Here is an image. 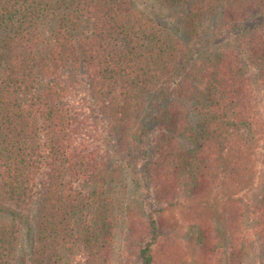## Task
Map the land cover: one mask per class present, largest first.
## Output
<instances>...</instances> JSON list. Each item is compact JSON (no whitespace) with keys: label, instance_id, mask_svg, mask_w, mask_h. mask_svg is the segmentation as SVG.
I'll return each mask as SVG.
<instances>
[{"label":"trees","instance_id":"obj_1","mask_svg":"<svg viewBox=\"0 0 264 264\" xmlns=\"http://www.w3.org/2000/svg\"><path fill=\"white\" fill-rule=\"evenodd\" d=\"M154 1L183 7L181 35L156 26L128 0H0V200L13 209L11 218L0 215V264H19L17 211L38 196V231L26 252L28 264H71L79 254L81 264H114L117 227L126 210L115 192L125 166H109L104 151L73 147L72 138L82 130L65 104L62 75L68 71L83 72L102 104L105 147L118 154L140 148L145 187L161 205L147 219L126 210L131 259L187 264L172 233L188 224L197 235V264H219L225 237L209 217L193 209L179 223L166 212L185 188L194 199L209 196L222 169L230 188L238 190L251 172L264 114L238 53H207L202 59L193 53L216 7L225 6L223 21L230 25L263 15L264 0ZM249 48L264 82V32L252 34ZM149 105L144 124L140 119ZM257 212L264 244V200ZM245 217V208L229 206L230 264L247 260Z\"/></svg>","mask_w":264,"mask_h":264},{"label":"rangeland","instance_id":"obj_2","mask_svg":"<svg viewBox=\"0 0 264 264\" xmlns=\"http://www.w3.org/2000/svg\"><path fill=\"white\" fill-rule=\"evenodd\" d=\"M140 12L146 15L156 26L165 29L174 36L181 35L183 27L184 11L183 7L171 8L164 6L154 0H128ZM225 6H218L214 14L205 24L200 37V42L195 48L193 57L202 59L207 53L216 52H236L242 60L246 75L255 83L256 95L258 97L257 107L261 114H264V82L261 78V65L253 58L249 48V39L254 32H264V14L254 16L245 22H238L227 25L223 21ZM183 30V29H182ZM189 44V43H188ZM191 45V44H190ZM194 45H191L193 48ZM4 63V57L0 55V66ZM62 81L67 89L66 106L71 110L72 117L78 120L81 125V135L72 138L73 147L90 151L106 152V160L109 166H125L122 169V177L116 185L118 201L123 209H133L139 217L147 219L160 210L161 205L155 202L153 192L145 187L146 174L143 166V155L139 147L132 145L128 147L126 153L118 154L112 152V147H105V134L107 131V120L102 116V104L95 99L89 90L87 76L81 71H68L62 75ZM158 96L151 97L149 102L156 101ZM154 102L151 103L153 108ZM151 105L142 114L144 124L151 115ZM118 137L116 138V140ZM138 140V138H137ZM115 142V139H114ZM104 147V148H103ZM254 152L252 155V168L246 182L238 190H232L228 184V172L226 169L220 170L216 181V186L212 193L200 200L194 199L183 189L177 199V205L167 210L166 217L181 223L183 216L190 210H200L214 223L216 229L224 235L221 239L219 264H230L229 254L231 243L226 229L227 210L229 206L243 207L247 211L244 228H246L247 244L249 253L245 264H264V244L259 240L257 228L259 224V214L257 209L264 200V134L253 142ZM103 148V149H102ZM138 151V152H137ZM133 165L126 168V165ZM46 178H41L39 189L45 187ZM40 198L36 197L27 210L17 211L20 226L22 227L21 236V259L19 264H28L26 252L29 251L30 243L38 231V206ZM8 208L1 203L0 215L8 217ZM11 211L13 209H10ZM124 212L117 227V237L115 244L114 264H137L130 257V234L128 225L123 222L128 218V213ZM248 218V220L246 219ZM173 241L180 246L186 253L187 264H197L196 259V240L197 235L190 225H184L183 229L172 233ZM26 254V255H25ZM82 257L76 255L75 261L71 264H81Z\"/></svg>","mask_w":264,"mask_h":264}]
</instances>
